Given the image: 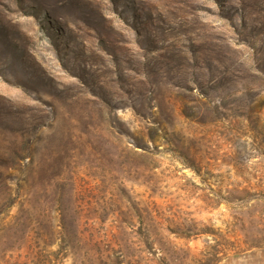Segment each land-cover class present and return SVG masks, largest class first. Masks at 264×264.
Wrapping results in <instances>:
<instances>
[{
    "label": "rangeland",
    "instance_id": "rangeland-1",
    "mask_svg": "<svg viewBox=\"0 0 264 264\" xmlns=\"http://www.w3.org/2000/svg\"><path fill=\"white\" fill-rule=\"evenodd\" d=\"M4 3L0 264H264V0Z\"/></svg>",
    "mask_w": 264,
    "mask_h": 264
},
{
    "label": "trees",
    "instance_id": "trees-1",
    "mask_svg": "<svg viewBox=\"0 0 264 264\" xmlns=\"http://www.w3.org/2000/svg\"><path fill=\"white\" fill-rule=\"evenodd\" d=\"M5 8H6V5L4 3V0H0V10L5 9ZM50 10H51V8H50ZM99 18H102V16L100 15Z\"/></svg>",
    "mask_w": 264,
    "mask_h": 264
}]
</instances>
